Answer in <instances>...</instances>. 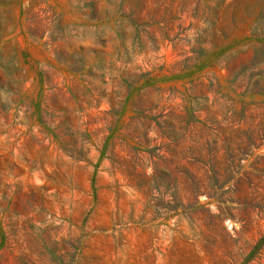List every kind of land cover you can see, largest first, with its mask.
<instances>
[{
	"label": "rangeland",
	"instance_id": "374dc122",
	"mask_svg": "<svg viewBox=\"0 0 264 264\" xmlns=\"http://www.w3.org/2000/svg\"><path fill=\"white\" fill-rule=\"evenodd\" d=\"M0 264H264V0H0Z\"/></svg>",
	"mask_w": 264,
	"mask_h": 264
}]
</instances>
